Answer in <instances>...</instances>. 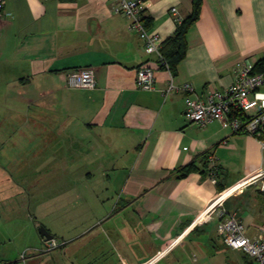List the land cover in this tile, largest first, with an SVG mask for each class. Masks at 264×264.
<instances>
[{"label":"crops","instance_id":"obj_1","mask_svg":"<svg viewBox=\"0 0 264 264\" xmlns=\"http://www.w3.org/2000/svg\"><path fill=\"white\" fill-rule=\"evenodd\" d=\"M3 1L1 172L26 185L70 171L103 182L101 191L117 198L102 210L98 200L104 215L89 227L92 250L86 260L76 254L75 260L248 263L219 235L216 219L224 211L245 225L248 236L259 233L264 194L257 185L241 186L264 167L261 141L234 133L224 121L192 123L184 114L188 95L162 92L172 80L204 98L232 84L236 63L263 59L264 0H202L186 56L173 74L158 69L151 91L137 87V71L157 57L114 13L113 0ZM146 1L145 26L162 42L179 25L172 8L182 19L193 12L194 0ZM86 68L94 70L96 87H68V74ZM210 155L219 169L215 178ZM189 164L196 171L177 176ZM14 187L22 190L20 183ZM200 216L213 220L197 225Z\"/></svg>","mask_w":264,"mask_h":264},{"label":"built area","instance_id":"obj_2","mask_svg":"<svg viewBox=\"0 0 264 264\" xmlns=\"http://www.w3.org/2000/svg\"><path fill=\"white\" fill-rule=\"evenodd\" d=\"M113 11L128 20V29L137 34L143 42V49L149 55H156V60L143 65L137 71V87L144 91L154 90L156 72L165 69L170 72V67L162 54V38L155 32L148 31L145 26L146 0H113ZM5 9L4 1L0 0V22L3 20ZM172 14L177 15L178 21H182L176 8L171 9ZM234 79L230 86L224 90H210L204 98L192 97L195 89L190 84L176 85L171 82L162 92L169 95L172 92H185L188 96L185 100V117L192 123L205 126L213 121H224L234 133L248 134L261 141L264 148V73L255 72L254 64L249 60H243L235 64L233 68ZM97 85L95 72L86 68L68 74L67 86L73 89H94ZM239 114V115H238ZM210 175L212 178L218 175V166L213 155L208 157ZM249 185H257L264 194V167L254 176L243 182L242 188ZM264 216V215H263ZM200 216L195 224L202 225L212 221L210 216ZM216 229L229 247L242 251L248 257V263L264 264V223L259 233L250 237L246 233L245 225L235 215L222 211L217 216ZM46 246L55 247V240L45 241ZM154 260L146 264H153ZM5 264H27L25 253L20 260Z\"/></svg>","mask_w":264,"mask_h":264},{"label":"rangeland","instance_id":"obj_3","mask_svg":"<svg viewBox=\"0 0 264 264\" xmlns=\"http://www.w3.org/2000/svg\"><path fill=\"white\" fill-rule=\"evenodd\" d=\"M57 175L25 185L0 169V264L18 261L24 253L27 264H87L84 260L93 245L89 227L104 215L100 209L117 198L112 190L101 191L105 186L99 180L81 179L70 171L60 178ZM36 223L55 236V247L42 241ZM75 254L84 260H75Z\"/></svg>","mask_w":264,"mask_h":264},{"label":"trees","instance_id":"obj_4","mask_svg":"<svg viewBox=\"0 0 264 264\" xmlns=\"http://www.w3.org/2000/svg\"><path fill=\"white\" fill-rule=\"evenodd\" d=\"M202 0H194L193 12L188 17L182 19L174 35L163 42L161 51L167 60L170 72L176 71L177 65L184 59L187 53V34L190 27L199 19L201 12ZM255 72L264 73V58L254 65ZM239 115V114H238ZM209 165L207 161V166ZM196 171L193 164H189L179 169L176 174L179 177H185L191 172ZM219 172V169H218ZM210 173V169H209ZM7 263V262H5ZM3 263V264H5Z\"/></svg>","mask_w":264,"mask_h":264},{"label":"water","instance_id":"obj_5","mask_svg":"<svg viewBox=\"0 0 264 264\" xmlns=\"http://www.w3.org/2000/svg\"><path fill=\"white\" fill-rule=\"evenodd\" d=\"M38 232L42 238H44L45 241H51L54 239V236L49 233V231L44 227L40 226L38 228Z\"/></svg>","mask_w":264,"mask_h":264},{"label":"bare ground","instance_id":"obj_6","mask_svg":"<svg viewBox=\"0 0 264 264\" xmlns=\"http://www.w3.org/2000/svg\"><path fill=\"white\" fill-rule=\"evenodd\" d=\"M202 218H204V216Z\"/></svg>","mask_w":264,"mask_h":264}]
</instances>
